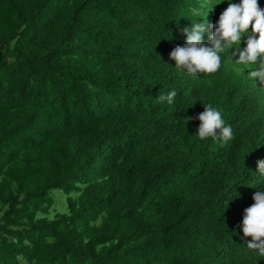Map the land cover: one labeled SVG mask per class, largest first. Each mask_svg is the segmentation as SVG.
<instances>
[{
	"label": "trees",
	"instance_id": "trees-1",
	"mask_svg": "<svg viewBox=\"0 0 264 264\" xmlns=\"http://www.w3.org/2000/svg\"><path fill=\"white\" fill-rule=\"evenodd\" d=\"M205 3L0 0V264H264L239 228L264 191L244 153L264 90L169 59L179 11L206 20L225 2L194 17ZM205 104L226 147L196 135ZM55 190L66 210L49 216Z\"/></svg>",
	"mask_w": 264,
	"mask_h": 264
},
{
	"label": "clouds",
	"instance_id": "clouds-1",
	"mask_svg": "<svg viewBox=\"0 0 264 264\" xmlns=\"http://www.w3.org/2000/svg\"><path fill=\"white\" fill-rule=\"evenodd\" d=\"M215 1L225 3L221 8L213 9L214 15L206 20L193 19L190 12L179 11V15L185 19L181 31L186 40L183 46L177 45L170 51L169 59L177 69L193 77L198 74L222 77L226 83L238 88L241 96L252 98L259 87L264 90V0ZM211 4L212 0H206L194 17L205 16L204 9ZM242 38H246L244 42ZM209 87L213 89L212 85ZM175 96L176 91L173 90L167 95L161 94L157 99L172 103ZM191 119L187 117V121ZM196 119L200 122L196 131L200 140L209 137L219 140L221 148L230 144L233 130L225 124L221 111L211 104H205L204 111ZM252 139L259 145V150L252 145L250 150L244 147L245 156L250 155L254 159L246 174L264 181V126L261 122ZM232 162L235 163L234 167L238 166L239 162L227 159L223 164L224 174L228 173ZM252 200L254 202L243 211L239 228L244 238L250 237L247 248L256 250L258 256H264V191H256Z\"/></svg>",
	"mask_w": 264,
	"mask_h": 264
},
{
	"label": "rangeland",
	"instance_id": "rangeland-1",
	"mask_svg": "<svg viewBox=\"0 0 264 264\" xmlns=\"http://www.w3.org/2000/svg\"><path fill=\"white\" fill-rule=\"evenodd\" d=\"M244 39L246 38H242V42H244ZM58 190L54 191V194L57 192ZM253 192V191H252ZM65 195L63 193H56L55 195V200L54 203L56 206H53L52 209L50 210V214L49 216H53L54 213H61L64 212L66 209H63L65 207ZM19 263L20 264H27L26 261L24 259H22L21 257H18Z\"/></svg>",
	"mask_w": 264,
	"mask_h": 264
}]
</instances>
